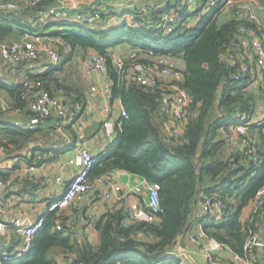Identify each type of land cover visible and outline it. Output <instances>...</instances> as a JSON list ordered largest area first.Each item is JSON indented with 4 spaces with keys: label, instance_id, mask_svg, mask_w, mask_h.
Masks as SVG:
<instances>
[{
    "label": "trees",
    "instance_id": "16d2710c",
    "mask_svg": "<svg viewBox=\"0 0 264 264\" xmlns=\"http://www.w3.org/2000/svg\"><path fill=\"white\" fill-rule=\"evenodd\" d=\"M50 1L41 2L39 7L46 8ZM26 11L32 13L31 9ZM50 26L59 30L47 36L63 41L69 48L59 65L67 62L76 50L90 51L105 58L111 96L120 101L126 112L114 141L106 153L97 157L89 181L123 171L158 183L161 212L154 223L127 224L123 207H112L93 223L98 235L96 244L75 239L63 212L59 215L48 212L41 217L44 224L34 236L30 250L5 264H181L177 258L166 256V251L184 233L201 191L200 194L216 196L225 205L222 222L205 225L203 230L231 251L243 255L249 233L258 234V222L264 214L263 208L251 221H241L243 208L264 187V122L252 126L260 132L259 145L244 135L246 145L242 151L223 158L225 141L220 130L226 134L229 126L241 123L239 117L233 119L235 112L250 117L253 110L252 97L245 93L249 75L236 80L234 70L223 62V55L237 34V22L233 18L208 15L197 27L176 29L167 36L158 35L152 29L127 25L101 31L68 20L51 22L43 31ZM66 27L69 29L64 30ZM23 30L31 31L20 23L17 15L0 12V42L19 40L18 35ZM145 40L152 44L142 45L144 51L151 49L182 61V87L191 103L185 127L177 139L163 131L162 122L166 117L160 92L122 80L111 59L109 51L121 43L136 48ZM36 81L42 82L51 92H54L53 87L55 92H62L64 88L48 73L31 75L27 79V82ZM0 89L13 98L16 107L29 105L24 83L0 84ZM260 91L264 93V73ZM16 134L12 132L13 136ZM21 136L27 141L31 134L24 132ZM12 143L16 144V141ZM0 144L4 151L9 149V144ZM16 168L0 170V180L17 182L18 179L12 176ZM206 178L211 184L204 190L202 185ZM23 185V190L32 187L28 182ZM92 194L96 195L95 192ZM80 206L70 207L74 210ZM57 222L64 225L61 230L55 229ZM56 255L62 257L63 263Z\"/></svg>",
    "mask_w": 264,
    "mask_h": 264
},
{
    "label": "built area",
    "instance_id": "2783aa9c",
    "mask_svg": "<svg viewBox=\"0 0 264 264\" xmlns=\"http://www.w3.org/2000/svg\"><path fill=\"white\" fill-rule=\"evenodd\" d=\"M46 0H24L0 2V12L20 14L27 9L32 10V25L37 28L30 39L11 40L0 42V62L14 66L26 62H33L42 56L47 57L51 66H58L64 58L68 46L57 38L46 35L43 28L50 19H72L75 24L92 26L101 17L104 2L100 1L91 10L72 11L64 1L59 6L40 8L41 2ZM180 6L173 2L152 7L150 4L137 5L130 0H117L112 5L126 8V15L136 11L142 17L139 26L152 29L158 35L167 36L176 29L187 30L197 27L208 15L213 18H222L229 15L237 22L236 36L228 45L223 62L234 70V78L250 75L252 70L258 68L264 72V18L258 13L260 6L255 0H178ZM145 40L139 42L137 47L129 51L126 56L111 55L112 62L122 80L130 81L136 85L155 89L160 92L162 109L166 117L167 135L177 139L183 132L189 116L191 98L182 87L184 73L182 61L170 54H163L154 50H143L142 45H151ZM141 52L145 55H141ZM86 72L90 79L96 76L108 78L105 58L98 54L89 55L86 63ZM27 88L26 95L30 98L29 108L33 118L29 121V128L34 129L43 117L55 115L62 119V124H72L75 116L70 108L57 93L46 90L43 83L24 82ZM91 93H102L106 99H111V90L108 85L99 87L96 82L90 83ZM118 112L112 105L102 109L100 123V136L107 148L114 141L121 119L126 118V112L118 101ZM241 120L249 117L236 112ZM264 122V116L259 114L256 119L258 125ZM246 124L249 123L245 122ZM237 127L238 132L246 135V124ZM78 143L67 148L65 155L67 165L72 169L68 184L61 195L51 201L48 212L59 215L70 206L85 203L87 197L93 192L102 200H117L126 206L125 212L130 222L154 223L161 212L158 183H150L141 179L136 183L116 182L112 174H105L100 178L89 181L90 173L97 164V157L84 145V135L81 126L76 133ZM245 142V141H244ZM246 145V142H245ZM3 150L0 147V156ZM30 169H33L32 167ZM62 177L57 176L58 184ZM12 179L0 180V196L12 186ZM102 188V189H101ZM99 192V193H98ZM250 212L243 221H251L253 216L264 208V187L261 188L251 200ZM202 211V221L199 231L190 237L195 243H200V252L207 264H215L217 253L229 251L232 259L239 264H250L257 258V234L249 233L243 247V255L230 250L227 245L209 237L203 230L205 225L221 223L225 216V205L216 196L202 195L199 200ZM0 213L3 206L0 203ZM43 218H38L28 224H17L15 232L20 243L10 252L0 253V264H5L11 259L25 255L31 248V243L37 232L43 227ZM67 225L69 223H66ZM64 225L57 222L55 229L61 230ZM0 234H6V224L0 220ZM260 254L264 258V237L260 245ZM181 263V262H180ZM183 264V263H181Z\"/></svg>",
    "mask_w": 264,
    "mask_h": 264
},
{
    "label": "crops",
    "instance_id": "0c3cea01",
    "mask_svg": "<svg viewBox=\"0 0 264 264\" xmlns=\"http://www.w3.org/2000/svg\"><path fill=\"white\" fill-rule=\"evenodd\" d=\"M24 1V0H13ZM64 1L68 7L77 10H91L94 5L103 1L105 4L102 9L101 17L91 27L92 29L109 31L121 25H127L133 28H140L141 16L136 11H131L130 15H126V8L115 7L112 4L117 0H51L46 7H56L60 2ZM137 5L150 4L153 8L163 6L166 2H173L176 6H180L178 0H130ZM260 6L258 13L264 18V0H255ZM3 2V0H0ZM18 16L20 23L31 29L30 32L23 30L19 33L20 39H30L37 30L32 25V13L25 11ZM222 18H231L226 15ZM18 34V33H17ZM47 33L46 35H50ZM121 45H124L121 50ZM109 52L115 56H126L131 48L128 43H121ZM75 51L67 62L58 66H51L47 57L42 56L34 62H26L19 65H6L0 62V84L13 86L17 83H24L31 75L49 74L50 78H56L59 83L64 86L62 92H55V87L52 88L54 93H57L60 98L70 108V111L75 116V121L70 125L62 124V119L52 115L43 117L39 125L34 129L29 128V121L33 118V113L29 105L24 107H16L13 98L0 89V143L9 144V149L4 151V147L0 156V170L9 171L12 168H17L13 171V175L17 178V182L12 184L15 191L9 190L3 193L0 198V203L3 206V213H0V220L6 224V234H0V253L10 252L20 243V239L15 232L17 224H28L34 220L43 217L48 213L47 208L51 201L57 199L68 184V180L72 173V169L67 165V157L65 151L78 143L76 133L78 126L82 127L84 135V145L98 157L107 147L103 138L100 136V123L102 119V109L106 105H112V108L118 112L117 99H106L102 93H91L89 90L90 83H97L99 87L108 85L110 87L109 78L96 76L90 79L86 72V63L89 56L93 52ZM142 53L141 55H145ZM182 63V62H181ZM263 70L254 69L249 75L250 80L245 84V93L252 97V115L247 120H238L246 124V137L254 144L259 145L260 132L257 128L252 127L256 124V119L259 114L264 116V93L260 91V85L263 82ZM52 86V85H51ZM121 104V103H120ZM163 111V109H162ZM238 112V111H237ZM164 114V113H163ZM241 115L246 116L241 113ZM238 117L235 114L232 115ZM239 124V125H240ZM166 119H163L162 128L167 134ZM229 126L228 133L220 130L224 136V155L227 158L231 153L241 152L245 142L243 136L238 132L237 127ZM12 132H17L12 135ZM29 132L31 137L25 141L21 136L22 133ZM85 132V133H84ZM264 132V129H263ZM222 135V134H221ZM221 139L223 137L221 136ZM12 141H16L13 144ZM33 169H30V168ZM112 179L116 182L136 183L141 178L133 176L127 172L114 171ZM57 176L62 177L60 183L55 182ZM24 182L32 185L29 189H24ZM208 178L205 179L202 189L210 186ZM102 189V188H101ZM201 191L200 193H202ZM99 193V192H98ZM197 195L196 201L193 204L192 214L189 219V224L185 228L184 233L178 237L171 248L166 251V256L177 258L183 264H207L200 252V243H195L190 240V237L196 234L200 229L202 221V211L199 205L200 197L203 194ZM112 207L126 206L123 202L117 200H102L100 196L91 194L87 197L85 203L80 207H70L63 213L68 219V223L72 228V233L75 239L91 244H96L98 235L94 228V221ZM251 203L243 208L241 212V221L248 217ZM127 216V215H126ZM130 221L127 219L126 223ZM259 232L257 234V258L256 261L250 264H264V258L260 254V245L264 237V214L258 222ZM56 259L60 261L61 256ZM60 263H63L60 261ZM215 264H239L233 261L232 253L223 251L217 253Z\"/></svg>",
    "mask_w": 264,
    "mask_h": 264
},
{
    "label": "rangeland",
    "instance_id": "374dc122",
    "mask_svg": "<svg viewBox=\"0 0 264 264\" xmlns=\"http://www.w3.org/2000/svg\"><path fill=\"white\" fill-rule=\"evenodd\" d=\"M68 21H70L72 24H75L73 21H72V19H67ZM57 21H61V20H58V19H50L49 20V22H48V24L47 25H49L51 22H57ZM37 29V28H36ZM61 29H63V28H61ZM67 30V29H69L68 27H66V28H64V30ZM97 29V28H96ZM59 30V28L58 27H56V26H50L47 30H46V32L47 33H51V32H55V31H58ZM121 45V44H120ZM120 45H118V46H120ZM123 46L124 45H121V50H122V48H123ZM80 53H82V51L80 52ZM34 62V61H33ZM34 63H36V62H34ZM85 133V132H84Z\"/></svg>",
    "mask_w": 264,
    "mask_h": 264
},
{
    "label": "water",
    "instance_id": "95a60500",
    "mask_svg": "<svg viewBox=\"0 0 264 264\" xmlns=\"http://www.w3.org/2000/svg\"><path fill=\"white\" fill-rule=\"evenodd\" d=\"M222 80L224 81V80H225V78L223 77V78H222ZM10 191H15V188H14V186H11V187H10ZM0 198H2V196H0Z\"/></svg>",
    "mask_w": 264,
    "mask_h": 264
}]
</instances>
